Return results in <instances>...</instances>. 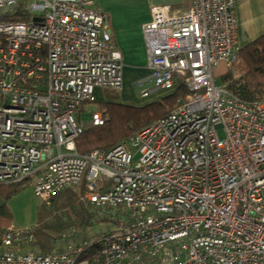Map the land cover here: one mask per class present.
I'll return each instance as SVG.
<instances>
[{"label": "built area", "instance_id": "obj_1", "mask_svg": "<svg viewBox=\"0 0 264 264\" xmlns=\"http://www.w3.org/2000/svg\"><path fill=\"white\" fill-rule=\"evenodd\" d=\"M238 29L235 0L152 7L149 74L134 88L187 94L131 140L82 155L77 140L105 122L80 121L83 105L124 86L108 15L95 0H0V184L36 177L51 206L85 182L81 202L122 210L116 229L63 253L23 252L34 235L9 228L0 264H264V101L215 77L238 61Z\"/></svg>", "mask_w": 264, "mask_h": 264}, {"label": "trees", "instance_id": "obj_2", "mask_svg": "<svg viewBox=\"0 0 264 264\" xmlns=\"http://www.w3.org/2000/svg\"><path fill=\"white\" fill-rule=\"evenodd\" d=\"M18 20L21 19H13V21ZM239 59L246 68L244 75L234 78L229 72L223 76V83L228 84L230 91L242 100L264 101V35L241 48ZM167 92H170L168 99L142 108L113 103L104 104L105 110L102 111L105 122L87 130L77 140V151L82 155H89L95 150H111L137 136L155 120L167 117L176 105L177 99L184 98L186 94L182 91ZM164 101H169V104L166 106ZM85 187L83 182L77 189L66 190L52 200L57 214L53 216L52 221H50L51 215L42 219L39 225L41 229L38 227L34 231L35 236L38 237V242L34 245L43 253L52 254L54 250L64 251L59 244L56 245V241L60 242L63 239L66 244L69 241V244L73 243L75 246L88 244L99 235L90 233L91 229L101 221H109L120 212L106 208L100 215L98 208H95L94 212L85 208L80 200ZM19 188L18 185H0V237L13 225V215L8 207V200L19 191ZM70 226H75V232L72 230L68 233L72 234L70 238L64 237V230Z\"/></svg>", "mask_w": 264, "mask_h": 264}, {"label": "crops", "instance_id": "obj_3", "mask_svg": "<svg viewBox=\"0 0 264 264\" xmlns=\"http://www.w3.org/2000/svg\"><path fill=\"white\" fill-rule=\"evenodd\" d=\"M107 1L108 5L101 2V5L98 6L108 15L114 34L115 44L123 56L124 86L122 90L97 89V102L95 103H113L138 107L141 104L149 103L150 105L152 104L150 102L155 103L163 100L164 96L167 94L169 95L170 92L164 91L155 93L153 96L150 95L142 99L137 98L134 93L135 82L149 74L143 26L151 20L152 7L169 5L175 10L185 11L189 9L191 0H106V2ZM235 1L239 24L238 39L241 48H243L264 35V0ZM225 69V64H221L216 68V72L224 76ZM83 114L81 110L79 120L84 123L86 121L82 119ZM94 117L97 120H101L102 117L104 118L103 111L93 112L92 118ZM78 187L73 189H77Z\"/></svg>", "mask_w": 264, "mask_h": 264}, {"label": "rangeland", "instance_id": "obj_4", "mask_svg": "<svg viewBox=\"0 0 264 264\" xmlns=\"http://www.w3.org/2000/svg\"><path fill=\"white\" fill-rule=\"evenodd\" d=\"M95 1L97 5H101V2L105 3V5H108V1L106 2V0H95ZM225 67L227 66L225 65ZM245 71H246L245 65L243 64L242 60L238 58V61L236 63L232 64L230 68L225 69L224 74L226 75L230 72L234 78H240L241 76L244 75ZM215 77L219 84L223 83V76L217 74L216 69H215ZM137 90H134L135 95L137 96V98L142 99L139 91ZM111 92H116V91H111ZM161 92L164 91H159L155 87H152L150 95L153 96V94L161 93ZM165 97L167 98L168 94L164 96V98ZM168 102L169 101H164L166 106L169 104ZM150 103H154V102H150ZM148 105L149 103L141 104L138 107L142 108ZM101 110H105L104 104L87 103L82 107V113H84L82 115V119L86 122H89L92 120L91 118L93 112H99ZM220 135L223 136V132H220ZM35 182H36V177H32L30 180L26 182V184L23 187L19 188V191L16 192V194L10 200H8V207L10 208V211L13 215V219H12L13 226L17 229L26 230V231L28 230L31 234L34 235V242L25 243L22 246L23 252H32V253L43 252L41 251V249H39V247L34 245L35 243L38 242V237L35 236L34 233L35 229L39 227V225L42 222V219L44 220L45 218L48 217V215H51L50 221H52L53 216L57 214V211H55V205H53V203L51 204V206H47L45 201H43L40 197L36 196L34 191ZM82 204L85 206V208L90 209L94 212L95 207L89 206L84 202H82ZM103 209L106 208L99 209L100 215L102 214L101 212H103ZM119 211L122 212V210ZM114 229H116V225L111 221V219H109V221H101L97 223L94 226V228L91 229L90 233H92L93 235H97L101 233H107ZM72 230H75V226H70L68 229L64 230L65 232L63 233V236L70 238L72 234H68V233H70ZM64 241L65 239L61 240L60 242L56 241L57 242L56 245L58 246L59 244V246L62 247V250L65 251L66 248H68L67 246L69 245L70 242L68 241V243L66 244ZM62 252H58V250L53 251V253H62Z\"/></svg>", "mask_w": 264, "mask_h": 264}, {"label": "bare ground", "instance_id": "obj_5", "mask_svg": "<svg viewBox=\"0 0 264 264\" xmlns=\"http://www.w3.org/2000/svg\"><path fill=\"white\" fill-rule=\"evenodd\" d=\"M13 19H14V18H12V19L7 18L6 21H13ZM20 19H21V20L13 21V22H22V21H26V20H27V18H24V17H23V18H20ZM22 19H23V20H22ZM25 184H26V183H25ZM25 184H24V185H25ZM0 185H18L19 187H23V186H24L23 184H0ZM10 228H15V227L12 225ZM8 229H9V228H8ZM8 229H7V230H8ZM5 231H6V230H5ZM5 231H4V232H5ZM4 232H3V233H4ZM3 233H2V234H3Z\"/></svg>", "mask_w": 264, "mask_h": 264}]
</instances>
